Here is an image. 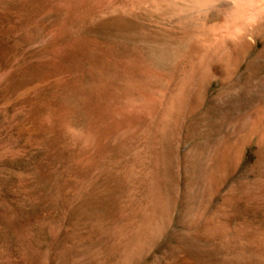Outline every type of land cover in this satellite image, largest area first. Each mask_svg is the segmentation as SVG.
<instances>
[{
    "label": "rangeland",
    "instance_id": "rangeland-1",
    "mask_svg": "<svg viewBox=\"0 0 264 264\" xmlns=\"http://www.w3.org/2000/svg\"><path fill=\"white\" fill-rule=\"evenodd\" d=\"M208 1L0 0V264H264V11Z\"/></svg>",
    "mask_w": 264,
    "mask_h": 264
},
{
    "label": "bare ground",
    "instance_id": "bare-ground-1",
    "mask_svg": "<svg viewBox=\"0 0 264 264\" xmlns=\"http://www.w3.org/2000/svg\"><path fill=\"white\" fill-rule=\"evenodd\" d=\"M230 1L231 2L225 3L224 0H209L206 4H204L203 7L202 6H200V7H202V9H204L206 12H210V13H208V15L210 14V17H209L210 20H214V19L216 20L217 16H221L223 21L221 23L220 22L219 23L221 25H223L224 29L223 28L222 29L225 30V32L227 34L228 33L232 34V36L236 37L237 39H243L245 36L248 35V31H249L248 26H246V24H244V17H245V15L248 14L246 12H249L250 17L260 15L262 13V11H264V0H230ZM248 18H249V16H248ZM211 22H213V21H211ZM213 24H215V23L213 22ZM250 29H252V28H250ZM221 30H220V32H221ZM213 31H215V29ZM218 34H219V32H218ZM221 34H223V33H221ZM216 39H219V37ZM223 39H224V37H223ZM252 42H253L254 48L258 47V42H256V41H252ZM251 79H253V78H251Z\"/></svg>",
    "mask_w": 264,
    "mask_h": 264
}]
</instances>
